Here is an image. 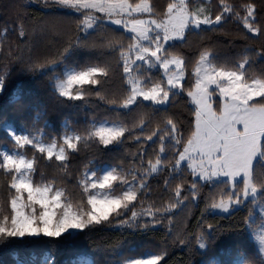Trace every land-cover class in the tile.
Segmentation results:
<instances>
[{
    "label": "trees",
    "instance_id": "16d2710c",
    "mask_svg": "<svg viewBox=\"0 0 264 264\" xmlns=\"http://www.w3.org/2000/svg\"><path fill=\"white\" fill-rule=\"evenodd\" d=\"M131 4L142 0H128ZM152 6L151 15L164 17L167 6L173 0H147ZM202 0H189L193 6ZM236 15H225L221 25L211 30H187L180 41L169 43L168 53L185 61V91L175 96L168 105H153L138 99L129 108L121 105L129 95L122 62L112 45H123L127 51L131 34L105 22H99L90 31H82L81 14L67 11L54 4H32L28 0H0V74H7L4 91L0 93V152L4 146L14 148L13 141L5 133V126L13 124L18 129L37 134L46 142L63 143L64 135L87 137L96 125L103 121L119 123L126 129L121 142L104 147L95 138L81 139L77 151L71 152L66 166L46 159V153H36L30 146L22 150L28 159L36 158L33 182L52 183L54 189H63L67 201L74 210L90 209L81 181L89 171L99 174L104 166L117 170L121 179L136 184L146 178V186L138 188L137 200L131 210L140 213L137 220L122 225L121 220L131 217V210L123 216L110 217L82 232L74 231L60 238L24 237L0 240V264H70L73 259L86 257L91 264H123V260L143 251L165 254L160 264H203L212 258L222 262L238 256L247 257L245 264H264L250 237L248 223L254 213L252 200L229 214L212 213L206 208L220 190L213 183H205L191 174L187 164L173 170L176 148L165 141V151L160 152V136L168 131L170 118L183 135V143L191 137L195 127L194 109L187 90L192 87V72L202 52L210 51L221 66L235 69L245 58L247 77L264 78V0H224ZM211 17L223 11L221 0H210ZM255 7L253 27L259 33L249 32L243 25L245 7ZM23 31V35L20 32ZM80 42L70 54L61 55L69 47ZM171 45V47H169ZM47 65V67H45ZM99 66L108 70L107 77H99L100 84L85 85L79 90L83 99L60 97L54 87L57 78L63 77L65 67L85 69ZM141 78H152L160 83V69H145ZM166 83V77L164 78ZM77 87L73 89V93ZM20 100L16 103V96ZM216 107V105H215ZM41 118L34 121L37 113ZM47 122V126L45 125ZM157 132L152 140L146 137ZM75 142V141H74ZM183 150V144L179 146ZM157 156L162 166L150 173L149 163ZM257 180H264V170L257 164ZM10 175L0 171V209L3 215L11 214L9 205ZM196 180L199 190L196 200H191L190 186ZM167 181V183H166ZM189 199L179 203L175 190ZM242 187V185H240ZM125 185L119 181L113 185V193L121 194ZM231 191V189H227ZM264 202V192L259 193ZM172 204L175 207L170 208ZM170 208V211L165 209ZM156 213L155 219L147 210ZM171 220V223H169ZM213 225L208 229L207 225ZM137 225H140L139 227ZM147 225V227H143ZM203 232L206 249H199L196 237ZM184 243H181V241Z\"/></svg>",
    "mask_w": 264,
    "mask_h": 264
},
{
    "label": "snow or ice",
    "instance_id": "6c2138e0",
    "mask_svg": "<svg viewBox=\"0 0 264 264\" xmlns=\"http://www.w3.org/2000/svg\"><path fill=\"white\" fill-rule=\"evenodd\" d=\"M53 2L63 8L81 13L84 16L82 31L93 29L97 23L103 21L102 17L87 15L88 11H95L106 13L108 23L120 26L133 34L128 37L131 43L127 51L123 45H112V50L120 57L126 76L132 75V65H137V62L147 64L150 68L159 65L163 69L160 83L153 82L152 78L126 79L129 95L121 105L123 108L136 104L138 99L151 102L153 105H168L175 96L185 91L183 85L185 61L182 57L171 56L165 45L171 40L183 39L186 30H204L202 26H205L206 30H211L214 26L221 25L226 14L239 16V13H234L224 0H221L223 11L215 15L214 19L210 14H205L203 8L190 11L186 0H179L178 3L168 4L166 18L148 20L131 18L133 13H152V6L147 0H142L135 5L128 3V0H53ZM245 13L244 27L249 32L259 33L260 28L253 27L254 5L248 4L245 7ZM125 14L131 19L125 20ZM89 20L92 22H87ZM23 34L21 31L20 35ZM79 46V41L69 45L61 55L60 62ZM133 55L135 59H132ZM247 63L248 59L245 58L237 64L235 69H231L219 65L210 51L202 52L191 74L194 82L187 90L188 97L195 105V127L191 137L183 143L182 133L170 118L166 121L167 133L159 137L161 153L165 151V141L170 142L172 147L177 149L171 166L173 170L180 169L182 162L187 161V167L191 169L192 175L205 183H213L220 190L219 201L213 198L206 211L210 208L228 213L230 209L243 205L249 197L252 198V203H256L258 194L264 192V180L258 181L256 177L257 164H261L264 170V78L250 80L245 72ZM6 76V73L0 74V93L4 91ZM107 76L106 68L92 66L85 70H73L66 73L63 79L57 78L54 87L60 97L70 100L83 99L79 90L82 86L98 85L101 82L99 77ZM74 86L77 87L75 94L72 91ZM214 97H216L215 100ZM19 100L20 96L17 95L10 102L16 103ZM39 118L41 113L38 112L33 119L36 121ZM45 125L47 126V122ZM125 131L124 127L101 125L89 132L87 137L64 135L63 143L58 145L55 140L45 144L40 136L26 131L18 132L13 126L7 127L5 133L13 141L15 148L12 152H0V171L10 175L8 187L14 190V194L10 195L9 199L10 216L3 215L0 209V240L41 236L60 238L65 234L70 235L71 231L82 232L101 223L110 222L113 214L119 217L130 211L133 202L137 200L138 188L143 189L146 186L145 177H141L137 188L136 184L121 179L115 168L99 177L96 171H91L88 179L81 181L83 192L87 196L86 203L90 209L73 210L63 189H54L52 183L35 184L33 182L36 158L26 159L22 154V150L30 146L36 153H46V159L52 160L55 156V160L61 162V166H66L70 153L77 151V143L81 139L95 138L104 147H108L120 143ZM156 135L157 132L154 131L152 135L146 137V140L150 141ZM182 144L183 150L179 151V146ZM161 166L162 159L157 156L155 163H149L150 173H156ZM117 181L127 185L123 188L121 195L98 198L94 194L96 189H111L113 182ZM229 188L231 191H227ZM190 189V197L194 201L199 190L196 180L191 183ZM175 196L179 203L189 199L188 196L181 198L179 186L175 190ZM175 206L172 204L170 208ZM170 208L165 211H170ZM139 215L137 211L131 210V217L121 220L120 223L131 226ZM147 215L154 219L156 217V213L150 209L147 210ZM155 222L159 223L160 220L155 219ZM207 228L212 229L213 225L208 224ZM257 239L259 251L264 253V232ZM196 240L199 249H206L203 232L196 237ZM181 243L184 241L182 240ZM165 254H151L146 258H129L125 264H160ZM237 255L239 256L240 253ZM246 259L247 257L244 256L238 264H245ZM70 264H76V260L73 259ZM208 264H218V261L213 258L208 261Z\"/></svg>",
    "mask_w": 264,
    "mask_h": 264
},
{
    "label": "rangeland",
    "instance_id": "374dc122",
    "mask_svg": "<svg viewBox=\"0 0 264 264\" xmlns=\"http://www.w3.org/2000/svg\"><path fill=\"white\" fill-rule=\"evenodd\" d=\"M30 3L32 4H39V2H42V3H48L49 4H54L62 9H65L67 11H70V12H74V13H77L75 10L73 9H68V8H63L61 6H59L58 4L54 3L53 0H28ZM189 0H186V2H188ZM210 0H202L200 2H197L195 5L191 6L189 4V10L190 11H194L198 8H203L205 10V14H211V9H210V6L208 4ZM142 2V1H141ZM139 2V3H141ZM148 2V1H147ZM173 2H179V0H173ZM128 3H130L128 1ZM149 3V2H148ZM131 4V3H130ZM77 14H81V13H77ZM82 15V14H81ZM88 16L90 17H102L104 18L102 22H105L107 24H110L107 22V18H106V13L104 12H95V11H88L87 13ZM83 16V15H82ZM84 17V16H83ZM116 18H119V17H116ZM131 18H137V19H145V20H148V19H162V18H166L165 16L160 18V17H155L153 15H151V13H147V12H144V13H133L132 14V17ZM130 17L127 16V14H125L124 16V19L125 20H128V19H131ZM87 22H92L91 20L87 21ZM97 25V24H96ZM110 25H113V24H110ZM117 28H120V29H123L121 28L120 26H117V25H113ZM131 26V25H130ZM95 27V26H94ZM204 27V26H202ZM92 29H87L86 31H90ZM125 30V29H123ZM126 31V30H125ZM187 31V30H186ZM185 31V32H186ZM127 32V31H126ZM129 34L133 35L132 33L128 32ZM185 35V33H184ZM184 38V37H183ZM182 39H175V40H171L168 42L169 43H172V42H175V41H180ZM167 44V45H168ZM165 45V47L167 46ZM132 59H135V56L133 55ZM131 63V62H130ZM137 65H139V68H137ZM137 65H132V68H133V72H132V75L130 77H128V79H132V78H136V79H143L141 78L139 75L140 73L143 71V70H147V69H160L162 72H163V69L161 67H159V65L155 66V67H149L147 64H143L141 62H137ZM197 66V65H196ZM88 68V67H87ZM85 68V69H87ZM85 69H79V68H75V67H65L64 68V71H63V77L59 78V79H63L65 77V74L70 72V71H73V70H76V71H79V70H85ZM57 83V79L55 80L54 82V85ZM76 86L73 87V89L75 88ZM72 89V91H73ZM57 91V90H56ZM58 92V91H57ZM190 98V97H189ZM216 99V97H214V100ZM191 100V98H190ZM192 103V102H191ZM193 104V103H192ZM132 106V105H131ZM130 106V107H131ZM159 106H163V105H159ZM193 106L195 107V105L193 104ZM214 107H215V104H214ZM101 125H104L106 127H122L119 123H115V122H108V121H103V122H100L96 125V128L97 127H100ZM9 126H13L15 127L13 124H7L5 126V129ZM16 128V127H15ZM18 132H21V131H26V130H23V129H18L16 128ZM27 132V131H26ZM34 135H37V134H34ZM37 136H40V135H37ZM40 138L42 139V137L40 136ZM42 142L45 143V144H50L49 142H46L42 139ZM15 148V147H14ZM14 148H10V147H7V146H4L2 149H1V152L2 151H8V152H12L14 150ZM58 154V152H57ZM24 155V154H23ZM25 156V155H24ZM26 158V157H25ZM28 159V158H26ZM182 164H188L187 161L185 162H182ZM195 166V165H194ZM113 167L111 166H104L101 170V172L99 174H97V177L101 176L103 173L107 172L108 170H111ZM90 173L91 171H89L87 173V177H86V180L88 179V176H90ZM195 178H198L195 176ZM95 179V178H93ZM199 179V178H198ZM204 182V181H203ZM115 182H113V185H114ZM125 187H127V185H125ZM113 191V186L111 189H96L95 190V193L98 198H103L104 196H118V195H121V194H115L112 192ZM122 193V192H121ZM25 202H26V194H25ZM248 200H252L251 197H249ZM246 200V201H248ZM245 201V202H246ZM242 206V205H241ZM241 206H238L237 208L241 207ZM237 208H234V209H230V211L228 213H224V212H221L220 210H212V213H218V214H229L231 213L233 210L237 209ZM36 210H37V213L39 211V206L37 205L36 206ZM74 210V209H73ZM26 211H30V209H26ZM248 231H249V234H250V237L251 239L253 240V242L255 243L258 251H259V242H258V239L257 237L262 233L264 232V202L263 200L259 199V194L258 196L256 197V203H254V213L250 216V219H249V223H248ZM71 232H74V231H71ZM205 242V240H204ZM206 243V242H205ZM205 250V249H204ZM203 250V251H204ZM260 253V251H259ZM151 254H157L153 251H143L142 253H139V254H136V255H131V256H128L126 257L124 260H123V264H125V262L129 259V258H146L148 255H151ZM263 257H264V253H260ZM213 259V258H212ZM217 261H218V264H225L222 262L221 258H215ZM242 259V256H236L234 258H232L231 260L228 261V264H238L239 260ZM210 260V259H209ZM209 260H206L203 262V264H208V261ZM78 264H91L90 260L86 257H80L79 260H78Z\"/></svg>",
    "mask_w": 264,
    "mask_h": 264
}]
</instances>
